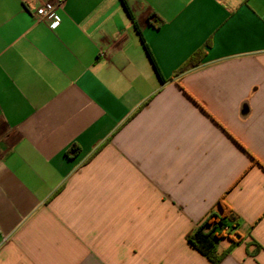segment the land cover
<instances>
[{
    "label": "crops",
    "instance_id": "obj_1",
    "mask_svg": "<svg viewBox=\"0 0 264 264\" xmlns=\"http://www.w3.org/2000/svg\"><path fill=\"white\" fill-rule=\"evenodd\" d=\"M127 3L164 82L121 0H0V264H212L221 200L264 264V0Z\"/></svg>",
    "mask_w": 264,
    "mask_h": 264
},
{
    "label": "trees",
    "instance_id": "obj_2",
    "mask_svg": "<svg viewBox=\"0 0 264 264\" xmlns=\"http://www.w3.org/2000/svg\"><path fill=\"white\" fill-rule=\"evenodd\" d=\"M122 4L124 5L128 15L130 16L134 28L138 35L141 38L143 47L158 75L161 82H164L165 79L160 71V68L157 65L152 52L146 43L141 29L135 20L127 0H121ZM205 55V50L203 48L196 51L177 71L176 74H180L186 70H189L198 65L200 59ZM78 148L75 145L73 151H77ZM219 211H212L207 218L199 225V227L189 233L187 235L188 242L194 246L200 253L206 256L212 264H219L220 261L223 259L225 254L231 251L234 246L237 244L232 238V233L236 231L240 226V219L237 215L233 212V210L223 201L219 202ZM224 238L232 239V244L229 247L228 251L219 253L218 252V244Z\"/></svg>",
    "mask_w": 264,
    "mask_h": 264
},
{
    "label": "built area",
    "instance_id": "obj_3",
    "mask_svg": "<svg viewBox=\"0 0 264 264\" xmlns=\"http://www.w3.org/2000/svg\"><path fill=\"white\" fill-rule=\"evenodd\" d=\"M61 2H48L43 7L37 10V15L40 20L48 21L51 28H56L60 19L56 14V9L60 7Z\"/></svg>",
    "mask_w": 264,
    "mask_h": 264
}]
</instances>
